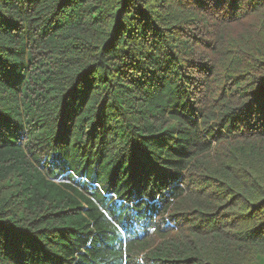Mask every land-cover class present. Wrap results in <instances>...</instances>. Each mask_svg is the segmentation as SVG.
<instances>
[{
    "label": "trees",
    "instance_id": "trees-1",
    "mask_svg": "<svg viewBox=\"0 0 264 264\" xmlns=\"http://www.w3.org/2000/svg\"><path fill=\"white\" fill-rule=\"evenodd\" d=\"M0 264H264V0H0Z\"/></svg>",
    "mask_w": 264,
    "mask_h": 264
},
{
    "label": "rangeland",
    "instance_id": "rangeland-1",
    "mask_svg": "<svg viewBox=\"0 0 264 264\" xmlns=\"http://www.w3.org/2000/svg\"><path fill=\"white\" fill-rule=\"evenodd\" d=\"M242 30L240 32L244 33L246 31H249L252 27L250 25H241ZM231 32L236 35V32H239L238 30L231 29Z\"/></svg>",
    "mask_w": 264,
    "mask_h": 264
}]
</instances>
